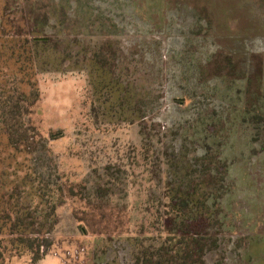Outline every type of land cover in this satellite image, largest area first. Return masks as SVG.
<instances>
[{
	"label": "rangeland",
	"instance_id": "rangeland-1",
	"mask_svg": "<svg viewBox=\"0 0 264 264\" xmlns=\"http://www.w3.org/2000/svg\"><path fill=\"white\" fill-rule=\"evenodd\" d=\"M48 1L67 26L31 49L24 121L1 103L24 0H0V125L34 148L8 164L1 143L0 182L43 239L33 262L0 234V264H142L184 235L202 264H264V0Z\"/></svg>",
	"mask_w": 264,
	"mask_h": 264
},
{
	"label": "trees",
	"instance_id": "trees-1",
	"mask_svg": "<svg viewBox=\"0 0 264 264\" xmlns=\"http://www.w3.org/2000/svg\"><path fill=\"white\" fill-rule=\"evenodd\" d=\"M40 1V0H39ZM37 0H24V9L21 11V18L17 20L16 27L11 25L12 28H17V33L12 35H17L24 37V43L28 46V53L26 54L24 50L19 49V51H14V53L9 54L8 57L11 58L5 62L6 68H9V73L11 75L12 89L10 94L6 96V100L2 101V104H6L5 108L9 111L10 119L18 120L19 116H23L22 119L25 121V111L22 112V102L27 103L26 111L34 106L39 98V89L34 81L35 76V62L33 60V54L31 49L33 46L46 43V35L49 28H57L67 26V17L60 16L56 14V6L50 5L49 1L47 5L43 6L41 4L35 5ZM2 19H0V34L4 33L2 30L3 24ZM25 32V35L22 34ZM2 37L0 35V41ZM18 41V40H16ZM25 45V44H24ZM1 57V55H0ZM1 70V69H0ZM1 73V72H0ZM17 95V101H13V97ZM22 107V108H21ZM1 118L5 117V113L0 115ZM18 129H15L13 125H8L7 121L2 119L0 125V145L1 143H7L10 147H13V152L1 157V161L11 164L17 155H23L26 157L30 156L34 152V148L31 149L32 145H28L29 142L21 143L15 142L14 135ZM34 144V142H32ZM22 144V145H21ZM23 146L22 149L21 146ZM20 146V147H19ZM4 150V149H3ZM1 150V152L3 151ZM0 152V153H1ZM0 169V180H1ZM7 185L0 182V234H4L8 241H18L19 246H24L29 248L33 253V262L40 259L39 251L42 248V240L38 237L34 239H29L21 236L19 231L20 224L12 222L11 214L15 212V207L11 204L8 197H6V190L4 189ZM79 222L85 224L80 225L82 229L93 230L94 224L86 218H78ZM39 232V231H34ZM2 239H0V243ZM36 244V249L33 247ZM179 247L176 249L173 255L167 257V253L170 252L169 245L163 244L160 247L159 259L155 258L153 253H145L142 258V264H202L205 248L207 246L205 239L199 240L197 237H191L190 235H184L183 238L178 242ZM162 250L163 253H162Z\"/></svg>",
	"mask_w": 264,
	"mask_h": 264
}]
</instances>
